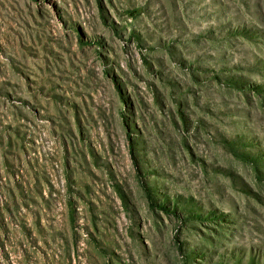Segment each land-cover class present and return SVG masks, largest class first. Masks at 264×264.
Instances as JSON below:
<instances>
[{"label": "rangeland", "instance_id": "374dc122", "mask_svg": "<svg viewBox=\"0 0 264 264\" xmlns=\"http://www.w3.org/2000/svg\"><path fill=\"white\" fill-rule=\"evenodd\" d=\"M0 264H264V0H0Z\"/></svg>", "mask_w": 264, "mask_h": 264}]
</instances>
